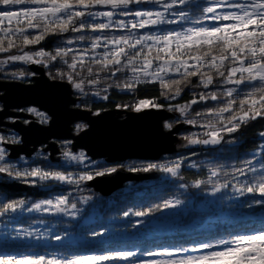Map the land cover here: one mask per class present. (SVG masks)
Listing matches in <instances>:
<instances>
[{"label": "snow or ice", "instance_id": "1", "mask_svg": "<svg viewBox=\"0 0 264 264\" xmlns=\"http://www.w3.org/2000/svg\"><path fill=\"white\" fill-rule=\"evenodd\" d=\"M145 3L159 5L161 10H134L133 6ZM98 6L109 10L93 11ZM117 15L138 19H134L130 24L120 19L114 21L113 17ZM98 18H106L107 22H92ZM204 20L216 23L208 27L201 23ZM181 22H189L193 26L182 31H168L162 35L137 36L134 31L158 24L174 25ZM114 26L119 30H128L129 35L89 37L81 34L75 39H67L66 44L90 42L89 47H57L54 54L42 50L34 53L24 52L20 55H11L7 60H0V64L54 62L57 58L64 59L70 53H75L72 55L71 63L64 60L72 72H75L78 66L84 67L89 63L85 58L91 54L90 62L100 65L102 70H107L111 66L112 75L125 68L130 69L133 74L131 81H125L122 85L116 84L117 88L132 91L135 84L159 81L160 87L172 90L174 97L181 95L180 85L183 81L167 80L165 77L168 74H177L185 80L189 77H198L199 82L194 87L202 86L204 89L214 85L215 77H219L222 86L234 87H227L222 93L201 92L199 99L193 98L190 104L170 106L168 109L186 115L191 105L201 101L226 100L221 107L209 109L207 113H197L198 116L206 115L215 119H209L203 125L209 129L205 133L206 138L185 137L191 145H219L223 142L222 133L237 132L241 125L248 123L249 120L264 117V0H208L207 6L196 4L195 0H0V53L9 52L17 47L39 44L49 34L105 33ZM29 30H35L38 34L31 35ZM17 41L20 42L19 45ZM102 45L105 46L103 54L96 51ZM154 61H158L155 67ZM87 70L89 75H92V68L88 67ZM18 75L23 76L24 73ZM60 75L63 76L64 73ZM141 76L146 79L142 81ZM67 79L74 83L77 90L84 93V81L75 82L71 73ZM88 83L96 85L100 81L93 79ZM242 85L252 87L243 93L244 98L237 99L238 89ZM95 95L99 96L100 93L96 92ZM102 98L107 100L108 96ZM152 107L160 108L162 105H157L152 100L141 99L136 103L134 110L141 112ZM225 113L231 115L225 118ZM35 114L47 119L38 112ZM189 123L196 124L197 121L190 120ZM260 136L264 137V131L260 132ZM5 142L6 138L0 135V144ZM228 143L232 141L229 140ZM260 149L264 152V144L260 145ZM63 155L66 160L77 163H84L88 159L83 152L74 155L71 151H65ZM5 158L6 149L0 147V162H4ZM91 163L100 164L103 170L80 175L78 179L71 173L44 170L41 167L15 170L14 165L7 163H0V173L14 175L17 179L32 178L33 181L51 180L78 185L81 181H91L94 175L102 177L117 171L116 167H105L103 162ZM182 163V160L147 163L142 167H129V170L134 172L155 170L170 174L171 177H178ZM260 164V171L252 160L246 161L247 167L237 169L240 176H247L248 173L256 175L243 184L237 180L231 190L240 196L258 193L264 198V160H261ZM189 167L195 168L196 165L191 164ZM219 175V171L213 170L207 181H194L193 187L200 188L202 184H209L212 187L210 194L215 196L231 183L214 182L213 178ZM180 178L183 179L182 176ZM180 187L187 188V185L181 184ZM90 199L91 197H81L85 204ZM183 203L184 201L179 198L166 199L143 210L125 211L123 215L145 217L157 211L179 208ZM252 204L264 205V200H254L248 203V207H252ZM18 210L73 217L79 211L77 203H70L67 196H58L32 204H28L25 199H18L0 205V217L9 212L16 213ZM22 231L23 237L17 232L15 238H6L0 242V264H117L121 261L126 264H264V220L259 224L246 225L243 232L231 238L215 239L211 235L197 237L187 246H165L162 250H145L139 255L135 250L110 247V240L100 239L85 248L75 249L71 248L70 241H67L62 246L68 251V255L50 256L31 250L30 245L15 243V240L33 236L37 240L40 239L39 234ZM107 231L105 227L103 231L92 230L87 234L93 238L104 237ZM53 239L65 241V237L60 234H55ZM145 254L154 259H142Z\"/></svg>", "mask_w": 264, "mask_h": 264}, {"label": "trees", "instance_id": "2", "mask_svg": "<svg viewBox=\"0 0 264 264\" xmlns=\"http://www.w3.org/2000/svg\"><path fill=\"white\" fill-rule=\"evenodd\" d=\"M196 4H201L203 6H207V1H198ZM136 10V7H133ZM127 19H133V17L128 16ZM92 22L100 23L105 22L100 19H95ZM204 26H214L216 22H212L211 20H204L201 22ZM193 26L192 23L189 22H181L180 24L168 25L164 24L162 27H154V28H144L134 30L136 35H142L144 32L148 30H182L187 27ZM31 35H36L38 32L35 30H29ZM86 35L89 37H94L97 35H106L108 37L113 36H121V35H129L128 30H119L116 27L109 29L105 33H73L68 32L60 35L49 34L42 40L39 44L29 45L27 47H17L13 48L11 51L6 53H0L1 57H7L11 55H17L23 52L34 53L35 51H46L50 53H55L57 47H71V48H81V47H89L90 42L87 43H76L73 45H67V39H75L79 35ZM19 45L20 42L17 41ZM75 53H70L68 57L64 59L57 58L56 61H48L46 63H41L43 68L45 69L46 74L51 79H56L60 81L68 82L70 85H74V83H70L67 79L69 73L73 75V79L75 82L84 81V89L85 96L82 97L80 93L74 94V96L79 101V105L82 108L89 110L92 114L103 113L110 110H119V111H135L134 107L136 103L141 99H148L155 102L157 105H162L160 108H164L166 110L169 109L170 106H178L180 104H190L193 98L199 99V94L201 92H209L216 91L218 93H222L226 90L227 87H234L232 85L222 86V80L219 77H215L214 85L210 86L208 89H204L201 87H194L199 82L198 77H189L187 80L180 77L179 75H170L165 77L167 80L180 79L182 80L181 95L174 97L172 95V90L163 89L160 87L159 81L156 82H141L139 84L134 85V89L132 91L122 90V88H117L116 84H123L125 81H131L132 73L130 69L125 68L122 71L116 73V75H112L111 66L107 70H102L101 66L95 63H91L89 58H85L89 61L88 64L84 67H79L75 72L68 67V65L64 62L67 60L68 63L72 62V55ZM191 62V61H190ZM88 67L92 68V75L88 73ZM19 69L24 73H29V69L23 67V69L15 67V69ZM13 69V68H12ZM206 71V69H205ZM60 73H64L63 76ZM215 76V73H213ZM93 79H97L100 83L96 85H92L88 83ZM143 81V80H142ZM252 86H240L238 89L239 95L237 99H242L243 93L250 90ZM107 89V91H105ZM93 92H99L100 96H108L107 100L103 98L98 99L92 95ZM82 98H81V97ZM226 103V100L221 99L218 101L208 100L207 102L201 101L198 104L191 105L189 111L187 113L186 120H196V124H188L187 127L181 129V131L177 135V139L175 142L176 150L171 152L165 156L160 157L156 161H146V160H128L123 163L113 164L115 165H123L126 170H129V167H142L147 163H165L168 161H176L182 160L183 163L180 169V176L175 177L174 180H163L161 182H156L151 185H146L145 187H140L141 191L137 192L135 190H130L124 192L121 188L118 191L114 192L109 196H101L99 193L93 192L94 190L88 186H81V193L86 192L93 193L99 199L98 205V215H96L95 221L83 225L81 223L66 221L64 219H60L56 221L59 226L58 230H62L64 233L72 232L77 234L88 235L92 230H101L103 231L106 227L107 229L111 228H134L133 223L139 224H147L152 220H157L160 218L162 211H157L151 214L150 216L139 217L138 219L127 220L122 223H116L115 220L121 219L124 217L123 213L125 211H138L146 209L149 206H152L157 203H162L166 199H183L185 201L192 198L194 200V206H197L202 201L208 198V193L212 190L211 185L202 184L200 188L193 187L194 181L201 180L207 181L211 172L213 170H217L220 172V175L214 177V182L226 183L231 181L228 188H232L233 185L237 183V180L241 184L245 181L251 179L253 173H248L247 176H240L237 174V169L247 167L246 161L252 160L256 165L258 171L261 170L260 161L264 160V152L261 151L260 145L264 144V138L260 136V132L264 131V117H259L255 120H249L248 123L242 124L239 131L227 134L226 132L222 133L223 142L219 145H185L184 143L188 141L185 137H199L200 139L206 138L205 134L198 135L195 134V131H200L203 127L202 125L207 122L209 119H215V117H207L198 116L197 113H207L209 109L218 108L223 106ZM175 113V112H173ZM231 113H225V118L230 116ZM182 122V118H179L175 115L173 118L163 122L171 125L173 128L178 123ZM167 129V130H169ZM231 140L232 143H228ZM39 161H47V162H39ZM97 161L103 162L104 166L111 167L113 165L107 164L105 160L97 159ZM190 162L196 165L195 168L189 167ZM34 165H42V169L50 170V171H71L78 170L79 166H74L71 169L66 168V166L62 163L61 165L56 164V166H52V161L41 159H34L32 162ZM33 165V166H34ZM99 169V167H98ZM102 169V167L100 168ZM157 177L160 175V171H156ZM225 173L227 175H225ZM95 177V176H94ZM143 182V181H142ZM3 182H0V205L6 202H11L12 200L18 199H32L34 201H41L45 199H52L53 195L56 197L66 191H69L70 197L72 195L79 194L77 190V184H68L70 186L65 187V185L53 184L52 181L46 182V184L51 185L52 188L43 189L40 186L33 185L31 188H28L27 194H22L16 191L9 190L1 185ZM181 184H186L187 188H181ZM50 186V187H51ZM91 189H89V188ZM246 197L244 195L241 197L239 201H234L231 203H227V207L234 206L236 209L243 214L244 218H235L231 216L227 217H219L216 221H213L214 226H209L207 229H197L194 228L191 231H185V228L192 222L196 220L205 221L209 216H216L212 211H200L195 209H191L187 213L180 214V228L176 233L170 235H161L159 237L152 238H141V239H132V240H111V243H123L129 244L131 247H128L126 250H135L139 251L141 249L142 252L145 250L156 249L158 247L157 244L161 243L164 247L171 246H180L191 244L194 239L197 237L203 238L205 236L211 235L215 239L219 238H231L239 232H243L245 230L246 225L250 224H259L261 220H264V205L252 204V207H248V203H251L254 200H264V198L260 197L259 194L246 193ZM111 197V204H107V198ZM73 198V197H72ZM100 212V215H99ZM88 211H86L83 215H87ZM42 219L44 217H41ZM35 221L34 217H21L17 221V225L19 226H28L31 222ZM67 226V227H66ZM144 225H141V227ZM94 243V242H93ZM64 244V243H63ZM61 245H39V244H31L32 249H36L38 252L48 251L49 255L54 254H62L68 255V251ZM92 244V243H91ZM89 244V245H91ZM89 245L79 246L76 244H70V247L80 248L87 247ZM149 245L151 247H146ZM155 245V246H152ZM158 250V248H157ZM44 253V252H43ZM139 253V252H138ZM144 259V258H143ZM145 260V259H144ZM121 264V263H120ZM122 264H126V262H122Z\"/></svg>", "mask_w": 264, "mask_h": 264}, {"label": "water", "instance_id": "3", "mask_svg": "<svg viewBox=\"0 0 264 264\" xmlns=\"http://www.w3.org/2000/svg\"><path fill=\"white\" fill-rule=\"evenodd\" d=\"M29 67L36 73L33 84L0 81V91L3 92L0 101L4 104L0 111V125H3L1 120L9 116L8 109L31 105L46 111L51 120L47 126L36 123L21 127L18 124L11 125L22 140V144L11 147L12 157L22 153L29 156L35 147L53 138L72 140L73 149H84L92 158H104L109 163L133 159L156 161L176 150L177 135L184 125L178 123L169 130L164 129L163 122L175 116L171 111L148 108L141 112L110 110L93 115L86 109H73L70 106L75 103V98L68 82L50 80L40 65ZM117 113L125 114V117L119 119ZM75 121L86 122L88 127L74 135L71 124ZM45 150H50L51 155L57 153L56 144L50 142ZM156 177L155 170L134 172L118 167L115 173L95 176L88 181V186L102 196H109L123 188L127 182L138 183ZM2 185L17 192L28 188L15 182Z\"/></svg>", "mask_w": 264, "mask_h": 264}, {"label": "rangeland", "instance_id": "4", "mask_svg": "<svg viewBox=\"0 0 264 264\" xmlns=\"http://www.w3.org/2000/svg\"><path fill=\"white\" fill-rule=\"evenodd\" d=\"M198 1H203V0H195V3H197ZM207 1L208 0H204ZM136 7V10H161L159 5H154V4H150V3H145L142 5H136L133 6ZM109 10L107 8L104 7H97L96 9H93V11H106ZM100 20H103L105 22L106 18H98ZM124 20L126 23H131L134 19H138V18H134L133 19H127L124 16H114L113 20ZM214 22V21H212ZM164 24H158V25H154V26H149L147 28H154V27H162ZM115 27V26H114ZM211 27V26H208ZM183 30V29H182ZM182 30H167V31H162V30H148L147 32H144L142 35H162L165 34L168 31H182ZM139 36V35H137ZM97 52L103 54V52L105 51V46L102 45L99 49L96 50ZM24 53V52H23ZM20 53V54H23ZM17 54V55H20ZM91 54L89 55L90 59ZM9 56L7 57H1L0 56V60H7ZM156 63H158V61H154V67L156 65ZM191 63V62H190ZM30 65H37V66H42L41 63L38 64H25L23 62H9L7 64H0V81H4V82H20V83H26V80L28 78H32L34 75H36L35 71L32 70L29 66ZM15 67L21 68L23 69V67H26L29 69V73H24L23 76L18 75V73H21L22 71H19V69H15ZM13 68V69H12ZM45 71V70H44ZM46 74V72H45ZM33 75V76H32ZM47 75V74H46ZM170 75H175L173 74H168L166 77L170 76ZM47 77L50 79V77L47 75ZM142 80H145L146 78H143L141 76ZM51 80V79H50ZM71 89L73 91L74 94L76 93H80L83 96H85V92L82 93L79 90H77L74 85H70ZM1 92V91H0ZM93 96H95L98 99H101L102 96H97L95 95V92L92 93ZM81 97V96H80ZM81 97V98H82ZM77 106H79L80 108L81 105L77 104ZM155 108V107H152ZM3 110V109H1ZM35 110V111H33ZM38 109H34L31 108L28 110V112L30 114L35 115L36 117H39L38 119L40 121L46 120V119H42L41 116L36 115L35 113L39 111H37ZM189 111V110H188ZM174 115H177L179 118H182V123L184 125V127H187L189 123V121L186 120L185 117H187L186 115H181V113L179 111H171ZM188 113V112H187ZM42 114V116L45 117V114ZM116 117L119 119H123L125 117V114H120L117 113ZM173 118V117H172ZM171 119V118H170ZM205 124V123H204ZM199 125L200 127H203V125ZM164 125V129L167 130L169 129L167 123H163ZM219 126V125H218ZM87 127V125L85 123H77L75 125V129H85ZM209 129L203 127L202 130L200 131H195V134L198 135H202L205 134ZM0 135H2L0 133ZM3 136L6 139H9L8 136L4 135ZM199 138V137H196ZM264 138V137H263ZM185 145H191L189 144L188 141H186L184 143ZM3 145L0 144V147ZM199 145V144H197ZM4 148V147H3ZM72 152V154L74 155H79L80 152L85 153L86 157L88 158L84 163H77L76 161H68L64 158L63 162L64 165L66 166V168L71 169L74 166H79L78 170H71V171H67L64 172L65 174H69L71 173L74 177H76L78 179V177L80 175H85V174H94L96 171H102L100 164H93L91 162H96L97 159H92L87 152L84 151H80V152H74L72 150H70ZM41 154V153H40ZM36 156V155H35ZM40 155H37V157H39ZM23 157V156H22ZM22 157H18L20 159H17L16 161H14L13 163H9V162H5L8 159V153H6V158L4 162H0V163H7V164H11L15 166V170H23L25 168L31 169L32 167H35L36 165H34L33 163L27 161V160H23ZM34 162V161H32ZM100 162V161H99ZM123 163V162H121ZM114 164H118V163H114ZM120 164V163H119ZM193 164L192 162H190V165ZM34 165V166H33ZM111 165H113V163H111ZM120 165H113L111 167H118ZM99 167V169H98ZM107 167V166H106ZM4 173H0V176H3ZM95 176V175H94ZM175 177H171L170 174H166V173H160V175L158 176V178L154 181H143V182H127L125 184V186L122 188L124 190V192L126 191H130V190H135L137 192H140L141 189L140 187H145L146 185H151L158 182H161L163 180H169L172 181L174 180ZM31 181L33 183V185L36 186H43L46 187L48 184H46V182L48 181H39L38 179L33 181V179L31 178ZM51 181V180H49ZM88 182V180L85 181H81L78 184L77 190L79 194L77 195H72V197H70V193L69 191H66L58 196H67L69 199V202H75L77 203V209L79 210L77 215L75 217L71 216V215H64V214H52V213H48V212H27L26 210H18L16 213H7L5 216L0 217V242L4 241L6 238H15L17 235V232H20L21 236L23 237V231L22 230H27L29 232H33L36 234H39L40 239L37 240L35 238V236L33 237H29V238H23L20 240H15V243H19L22 245H31V244H39V245H46V246H52V245H61L67 241H70V244H76L79 246H83V245H89V244H93V242L95 243V241H99L100 239H107V240H132V239H147V238H152V237H159L161 235H170V234H174L176 233V231L179 230L180 228V224H179V220H180V214L182 213H187L188 211H190L191 209H195L196 210H200V211H212L213 213H215L216 216H209L205 221H199L196 220L192 223H190L186 228L185 231L188 230H192L194 228L197 229H207L209 228V226H214L216 224L213 223V221H216V219H218L219 217H227V216H231V217H235V218H244L245 216L243 214L240 213V211L238 209H236L234 206L232 207H227V203H231L234 201H239L241 199L242 196H240L238 193L233 192L231 189L232 188H225L222 189L221 192L217 193L215 196L211 195V191L208 193V198L204 201H202L201 203H199L197 206H194V200L192 198H190L189 200L184 201V203L182 205L179 206V208L176 209H165L160 218L157 220H152L150 222H148L147 224H139V223H133L134 228H122V229H118V228H111L108 229L107 232H105L104 237H96L93 238L90 235H83V234H77V233H72V232H63L62 230H58L59 226L61 227L60 224H58L56 221H59L60 219H64L66 221H72V222H77L78 224L81 223L83 225H87L90 224L92 222L95 221L96 215H98V205H100L99 203V199H97V196H95L93 193H90V191L88 193L86 192H82L81 193V186L86 185V183ZM11 183V182H10ZM53 184H59V185H65V187H68L70 185H68V183H63V182H58V181H52ZM89 188V187H88ZM91 189V188H89ZM92 190V189H91ZM95 192V191H93ZM97 193V192H95ZM98 194V193H97ZM100 195V194H99ZM56 196V197H58ZM52 199H55L56 197L53 195ZM81 197H91L90 200H88V202L85 204L81 201ZM246 197V195H244V198ZM176 199V198H175ZM28 202V204H32V203H37L39 201H34L32 199H27L26 200ZM107 204H111L112 199L111 197L107 198ZM86 211H88L87 215H83ZM100 215V212H99ZM21 217H34L33 222H31V224H29L28 226H19L17 225V221L19 218ZM41 217H44L43 219ZM139 217L136 216H128V217H123L121 219H117L115 220L116 223H122L124 221L127 220H133V219H138ZM141 225H144L141 227ZM67 227V226H66ZM55 234H60L63 235L65 237V241H56L55 239H53V236ZM84 237V238H82ZM155 246V245H152ZM158 247H155L157 250H162V248L164 247L163 245H161V243L157 244ZM110 247H117V248H122V249H127L128 247H131L129 244H123V243H111ZM146 247H151L149 245H146ZM80 248H85V247H80ZM34 251H37L36 249H31ZM139 253H143L142 252V247L141 249H138ZM38 252V251H37ZM44 253H48V251H43ZM52 255H56V256H62V254H52ZM51 256V255H50ZM142 259L144 258L145 260H151L154 259V257H149L146 254L143 255L141 257ZM122 264L121 262H117V264Z\"/></svg>", "mask_w": 264, "mask_h": 264}, {"label": "flooded vegetation", "instance_id": "5", "mask_svg": "<svg viewBox=\"0 0 264 264\" xmlns=\"http://www.w3.org/2000/svg\"><path fill=\"white\" fill-rule=\"evenodd\" d=\"M35 76L36 75H34L32 78H28L26 80V83H24V84H26V85L33 84ZM51 80H56V79H51ZM2 94H3V92L1 91L0 92V96ZM72 96L75 98V103L73 105H71L70 108H73V109L74 108H80L79 106H77V104H79V101L74 96V94H72ZM3 107H4V104H3V102L0 101V111H1V109H3ZM31 108H34V109L37 108L38 109L37 111H39L40 113L45 114V117H47V119L43 120V121H40L38 119L39 117H36L35 115L30 114L28 112V110L31 109ZM8 113H9V116L4 117L1 120L3 125H0V133L2 135L4 134V135L8 136V138H9V139H6V142L3 143V145L1 146V147H4L6 149V153H8V159L5 162L13 163L17 159H20L18 157H22L23 156L22 157L23 160L25 159V160H27V161H29L31 163H32V161H34V159H41L42 158L43 160H45V159L47 160L48 159V160L52 161V166H56V164H58V165H61L62 163L64 164V162H63L64 155L63 154H64L65 151H70V150L74 151L75 150L72 147V143H73L72 140H64V139L53 138V139H50L46 144H41V145H38L37 147H35L34 152L31 155H29V156H27L26 154L22 153V154H19L16 157H12L11 156V153H12L11 147L14 146V145L22 144V140H21V135L15 129H13L11 125L18 124V126L21 127V126H29L31 123H36V124H39V125L47 126V125H49L51 117L46 111H43V110L39 109L38 107L32 106V105L31 106L20 107V108H10V109H8ZM81 122L82 121H75V122H73L71 124V132L74 135H77V134H79L82 131L81 128L80 129H75V125L77 123L81 124ZM82 123L86 124V122H82ZM50 142H54L56 144L57 153H55L53 155H51V151L50 150H45ZM77 151L80 152V151H84V150L78 148L74 152H77ZM37 155H40V156L37 157ZM54 159H56V160H54ZM102 160H105V159H102ZM39 162H47V161H39ZM107 164L111 165V163H109V162H107ZM35 167H41L42 168V165H36ZM0 182H3V183L16 182V183L25 184V185L29 186L30 188L33 186L31 178H27V179L20 178V179H17L14 175L13 176H8L6 173H4L3 176H0ZM50 186L51 185H47L46 187L40 186V188H43V189L48 188V189H50V188H52V186L51 187ZM28 190H30V189H28ZM28 190L23 191V192H19V193L27 194Z\"/></svg>", "mask_w": 264, "mask_h": 264}]
</instances>
